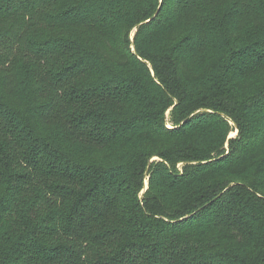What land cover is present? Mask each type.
I'll use <instances>...</instances> for the list:
<instances>
[{
	"label": "trees",
	"instance_id": "trees-1",
	"mask_svg": "<svg viewBox=\"0 0 264 264\" xmlns=\"http://www.w3.org/2000/svg\"><path fill=\"white\" fill-rule=\"evenodd\" d=\"M0 264H264V0H0Z\"/></svg>",
	"mask_w": 264,
	"mask_h": 264
},
{
	"label": "rangeland",
	"instance_id": "rangeland-1",
	"mask_svg": "<svg viewBox=\"0 0 264 264\" xmlns=\"http://www.w3.org/2000/svg\"><path fill=\"white\" fill-rule=\"evenodd\" d=\"M136 30L137 29H134L133 31H132V33H131V38H132V40L134 39V36H135V34H136ZM152 74L154 75V72L152 71ZM173 108L171 107L169 110H167L166 111V124H167V126L168 127H172V124H171V122H170V116H171V110H172ZM231 125L233 126V129H232V131L229 133V139H232V138H236L237 136H238V133H239V130L238 129H236L235 128V126H234V124L231 122ZM225 148H226V150H227V153L229 152L228 150H229V144L227 143L226 144V146H225ZM153 160H158V158H153L152 159V161ZM151 161V162H152ZM178 168H179V170L180 171H182L183 169V164H179V166H178ZM146 187L148 188V179L146 180Z\"/></svg>",
	"mask_w": 264,
	"mask_h": 264
},
{
	"label": "water",
	"instance_id": "water-1",
	"mask_svg": "<svg viewBox=\"0 0 264 264\" xmlns=\"http://www.w3.org/2000/svg\"><path fill=\"white\" fill-rule=\"evenodd\" d=\"M146 189H147V187H146Z\"/></svg>",
	"mask_w": 264,
	"mask_h": 264
}]
</instances>
